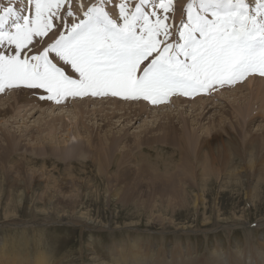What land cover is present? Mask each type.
<instances>
[{
  "label": "rangeland",
  "instance_id": "obj_1",
  "mask_svg": "<svg viewBox=\"0 0 264 264\" xmlns=\"http://www.w3.org/2000/svg\"><path fill=\"white\" fill-rule=\"evenodd\" d=\"M5 1V5L8 6L7 3L10 0ZM23 1L29 2V0ZM95 1H98L96 6L97 4L100 5V0H70L73 15L66 17L68 27L83 19L82 13L87 10L91 2L95 3ZM102 1L106 0L100 2ZM107 1L110 6L117 5L115 0ZM160 1L162 0L145 2L143 7L146 9L153 7L155 3ZM165 1L167 0L162 2L165 3ZM181 1L193 4L194 9L191 11L199 12L196 11L195 6L198 0H172L175 5L176 3L181 5ZM15 2H20V0H15ZM86 3L89 5L85 6ZM244 3L249 10V5L255 6V3L264 5V0H244ZM64 6L65 10L59 11L61 16H64L69 4L65 3ZM21 9H23L22 6ZM141 11L144 13L142 9ZM155 11L157 13L160 9L159 11L155 9ZM28 13L34 14V11L29 9ZM168 13L169 10L166 14L167 20L173 21L170 29L173 37L171 39L177 40H173L176 43L178 40L182 42L179 38L178 28L182 27V22L187 23V19L179 13ZM249 14L256 15V12H249ZM261 16L264 19V15ZM56 24H58L57 29L51 30L54 35L59 37L61 32H67L64 30L65 24L63 22L59 21ZM53 40L54 37L49 38V42ZM29 47H31L30 54H38L47 46L44 48ZM9 50L11 52L10 48ZM54 56L55 53H50L49 58ZM53 61L57 63V60ZM57 65L65 70L62 61L58 62ZM247 79H250V76H246L243 80ZM243 80L234 83V87L243 84ZM234 87L223 89L224 91L219 90L220 92L217 93V91L216 95L213 93L216 89L214 88L209 98L206 92H201L199 97L193 99L195 101L192 104L182 103L159 109V114H156L157 120L160 119V123L165 122L167 112L177 113L175 114V121L182 116L183 112V116L191 120L196 114L193 109L197 112L200 107L209 102L206 101L203 105L200 100L209 99L213 100L217 108L211 110L212 112L206 114L203 119L202 123L207 125L210 118H221L222 113L231 110L228 104L235 92L247 94L251 89L244 87L234 90ZM217 88L220 89V86ZM13 90L18 94L21 89L14 88ZM25 90L28 94L21 99L23 104L19 101L20 99L15 100L11 93H0V96H3L0 100L4 102L5 106L8 103L12 105V113H9L7 118L3 120L0 117V131H9L14 135L17 143L12 152L0 143V250L3 247L4 251V254L0 251V264H27L28 259L31 262L39 253L44 256L42 264H94V262L99 264L101 262L104 264H131L132 252L143 254L149 249L152 253L151 258L154 259L158 257L163 259L166 256L168 259H174L173 255L177 252L176 254L182 255V259L188 260L186 256H190V259L194 260L193 264H207L208 262L209 264H248L245 262L247 258L250 264H264V226H256L258 222L264 223V184H257L254 180L256 173L247 171L246 165H243L245 161L242 162L240 157H235L233 160L234 157L231 155L229 158L232 159L231 163L224 158L218 163L219 165L216 164L221 170L225 166L222 171L226 177H223L225 179L215 177L208 187L204 186L203 183L202 185L198 184V172L197 174L195 172L190 173L192 171L188 166L195 160L188 162L176 152L178 151L177 147L173 149L172 145H167L168 150H174L178 155L174 162L171 160L172 164H179L178 169L175 170L180 171L184 164L188 170H184L183 175L176 177L177 179L171 178L174 176L173 172L169 176L166 174L167 177L165 174L153 175L147 170L137 169V162L131 159V156L139 149L137 144L133 145L134 138L147 127L146 122L151 121V117L142 114L140 116L142 118L134 125L122 119L120 122H113L117 117L108 119L107 116L103 121L101 118L104 116L100 114L92 115V113L83 112L77 115L76 105L70 102L69 104L72 106L70 109L74 110L77 116H82L77 118L81 119L86 124L85 126L96 128L97 125L108 120V125H101L98 128L102 131L106 129L110 136L121 139L122 142L118 149L125 151L128 148L127 152L130 158L128 155L124 157L121 155V158L125 159L123 161L118 160V163L113 165L105 160L106 162L101 165L102 167L98 165L101 168L99 171L102 170L99 172L97 171V161L90 158L91 155L87 153L85 159L78 156L74 157V155L63 159L45 154L46 150L52 148L56 143V145H64L61 141L63 128L66 130L69 127V130H74V127L67 119L69 115H63L60 121L54 120L59 114L57 108L50 107L48 109L46 106L48 104L41 107V103L36 105L35 97H31L36 90L28 88ZM15 91L13 92L15 93ZM39 91L36 94H39ZM102 96L93 97L99 100ZM109 96L113 97V95ZM173 96L174 98L178 97ZM103 97L105 98V96ZM73 98L79 99L76 102L84 101L83 98ZM115 99L119 105V96H116ZM122 99L121 97V104L127 101ZM94 101L96 102L95 107L101 106V103H97L93 99ZM140 101L145 103L146 100L141 99ZM163 104L162 107L166 106ZM254 105L257 106L256 103ZM103 106L106 107L103 112L106 114L107 111L111 112L116 107L112 103ZM129 106L132 107L128 111L135 110L137 112L140 107L139 104ZM151 106L158 105L151 104ZM252 107L255 109V106ZM30 108L32 109L30 110ZM87 109H91V107ZM50 110L56 114L50 115ZM117 111L123 112V109ZM190 112L193 115H190ZM231 117L232 120L236 119L233 113ZM190 120L189 124L191 123ZM50 121L56 122V126L62 130L61 133L53 135L55 138L52 140L39 138V132L42 131V136H45L49 131L53 134L54 129L49 128ZM260 122L264 123L262 117L257 118L256 122L251 125L252 131H259L257 133L259 136L264 133H260L258 124ZM78 123L81 122L78 121ZM192 124L195 129V137H201L203 130L196 128L194 122ZM99 129L97 132L100 131ZM122 134L125 135L122 137ZM234 140L239 145L243 138L239 137ZM40 141H44L45 146L42 147ZM68 143L72 145L79 143L74 146H78L80 149L81 145L86 150V144H81V137H76V140H69ZM155 144L153 146L157 148L153 149L152 156L154 154L162 155V159L166 160L169 155L165 151L166 146ZM239 146L242 153L246 155L243 152V145ZM65 147L67 144L64 148L59 147L58 149L67 151V149L73 148ZM38 148H45L46 150H39ZM146 151L143 153L148 154ZM260 156H257V159ZM242 157L244 160L248 159L247 155ZM182 159L185 160L183 163ZM255 167L258 165L255 164ZM226 168L230 172L236 168L242 174L237 178L233 176L236 179L233 181L231 175L234 171L226 172ZM254 170L256 169L254 168ZM239 181L241 184L238 183ZM232 224L236 225L237 228H234L235 226ZM7 256L10 257L7 258ZM13 258L20 260V262H12ZM25 259L26 261H24ZM208 259L209 261H207Z\"/></svg>",
  "mask_w": 264,
  "mask_h": 264
},
{
  "label": "snow or ice",
  "instance_id": "obj_2",
  "mask_svg": "<svg viewBox=\"0 0 264 264\" xmlns=\"http://www.w3.org/2000/svg\"><path fill=\"white\" fill-rule=\"evenodd\" d=\"M29 3L34 14L20 16L11 6L0 8V92L14 87L44 90L47 95L39 99L57 102L110 93L157 104L172 93L192 96L234 84L250 73L264 76V19H258L264 5L258 4L256 15H250L244 0H200V9L213 18L189 11L187 23L178 28L182 43L170 44L166 14L171 0L158 5L163 17L155 10L141 12L139 5L130 12L121 3L122 23L94 5L70 27V0ZM65 3L69 8L61 16L58 10ZM54 21L63 22L67 34L61 32L42 52L30 54L34 37H44L56 26ZM50 53H55L51 59ZM53 60L70 65L77 78Z\"/></svg>",
  "mask_w": 264,
  "mask_h": 264
},
{
  "label": "bare ground",
  "instance_id": "obj_3",
  "mask_svg": "<svg viewBox=\"0 0 264 264\" xmlns=\"http://www.w3.org/2000/svg\"><path fill=\"white\" fill-rule=\"evenodd\" d=\"M115 1L117 2V5L114 4V6H110L107 0L100 2V5L97 4V6L103 7L104 10H109V12L112 13V14H110L109 18L115 20L117 23H122V21L119 18V16H120L119 7H118L119 4L124 3L126 8L130 12H134L136 6L139 5L140 8L144 11V13H150L155 9L157 11H159L158 5L163 0L157 4L155 3V5H153V7H148L147 9L143 7L144 3L145 2H149V3L155 2V0H145V1H141V0H115ZM5 2H6L5 0H0V8L6 6ZM12 2H14V3H12ZM96 2L98 3V1H95V3L91 2V5L88 4L89 2L84 4V5L86 6L88 4L89 5L88 8H89V7L94 6V5L96 6ZM173 2H175V1H173ZM173 2L171 0V5H170L171 8L169 9L168 14L179 13L187 19L189 11L194 9V7H192L193 4L188 3L186 1H181L180 2L181 5H179L178 3H176V5H175V3H173ZM167 3H168V0L165 1V4H167ZM7 5L13 7V9L17 12L18 15L19 14H25V15L30 14V13H28L29 9H31L32 12L34 11V8L32 7V5L28 1L20 0V2H15V0H10L7 3ZM257 5L258 4H256V3H255V6L249 5V12L255 13ZM260 5H262V4H260ZM21 6L23 7V9H21ZM173 6H175V7L173 8ZM195 6L197 9L196 11H199V12L191 11L194 15L199 14V15H204L208 19L213 18L211 16L210 11H203L200 9V0L197 1V4ZM183 7H185V8H183ZM61 9L65 10V6L63 5L58 11H60ZM150 10H152V11H150ZM116 12H118V13H116ZM261 13H262V15H264V12H262V9H261ZM157 15L163 16V15H165V13L160 9V11L157 12ZM20 16H22V15H20ZM151 19L154 20L155 18L151 17ZM258 19H262V16H259ZM76 20L79 21V19H76ZM58 22L59 21H54V24H56ZM167 23L171 26L173 21L167 20ZM57 27H58V24H56V28H53V30L57 29ZM50 37H54V40L52 42H49ZM58 38L59 37H56V35H54L50 29L46 32V35L44 37H42V38H35L34 37V44H35L34 48H44V46L48 47L49 45L53 44L55 42V40ZM171 38H173V37L170 36L168 38V41H167L170 44H172V42H173V44H178L180 42L178 40V43H176L173 41L175 39H171ZM158 39H163V38L158 37ZM37 41H38V43H37ZM175 41H177V40H175ZM180 43H182V42H180ZM2 47L3 46H0L1 49H2ZM40 52H42V51H40ZM66 68H67L66 70H67L68 75L76 76V77L78 76V74H75L71 71L70 65H66ZM249 76H250V79L243 80V84L237 85L235 87L233 84L222 85V86H220V89L217 88V86H215L216 89H215V92H213V93H215V95L220 92L219 90L224 91L223 89H228V88H233V87H234V90L238 89V88H244V87L245 88L250 87L251 89L249 90V92L247 94L235 92L233 94V98L229 100L230 102L228 104V105H230L229 108L231 109L230 110L231 112L229 110H227V112L225 111L224 113H222L223 115H221V118H216V117L213 119L210 118L207 125H204L202 123L203 119L206 117V114H209L212 112L211 110L217 108V106L214 105L213 100H209V99L200 100V101H202L203 105L206 101H209V102H207L206 105H204L203 107H200L199 111H197V112H196V110L193 109V112L196 113L195 114L196 117L194 116V118L191 120H190V118L187 119L186 116H183L184 112H183L181 117L177 118V121H175V118H176L175 114H177V113H174V112H167V114L165 115L166 120H165V122H162V123H160V119L157 120V117H156V114H159L158 113L159 109L171 107L172 105L173 106L174 105H180L182 103H184V104L187 103L188 105L190 103L192 104L195 101L193 99L200 96L197 94H194V97H193V95L187 96V98H185V96L182 95L181 93L171 94L170 96L167 97V99L165 98L163 101L157 103L158 106H151L152 103H148L147 100L144 103L142 101L139 102V100H141V99H125L122 96H119L120 103H119V105H117L118 102L115 99L116 96H113L114 99H112L113 97L109 96V95H111L110 93L103 95V96H105V98L102 96L103 98L101 97V99H99V100L97 98H94L90 94L85 95L87 98H84L85 96H76L80 99L83 98L82 100H84V101H79V102H76L79 99H75L73 97H64V98H62L63 102H61L60 100H59V102H57L55 100H47V99L42 100V99H39V96L47 95V93L44 92L43 90H40L39 91L40 95H39V94H36L38 92V90H36L34 92V95L31 96V97H35L36 105L41 103L40 107L42 105L48 104V105H46L48 109L50 107L57 108L58 109L57 111L60 115L57 113L58 116L54 120L60 121V120H62L63 115H69L67 119L69 120V123H71V125H73V127H74V130H69L70 129L69 127L66 130L63 128L64 132L61 134V136H62L61 141L64 143V145H60V144L56 145L57 144L56 143V144H54V146L52 148H49L48 150H46L45 148H38V149L39 150L45 149L46 150L45 154L48 156H52L55 158H63V159H66L67 156H70V155H74V157L78 156V157H81L82 159H85L86 153H87V154L91 155L90 158L95 159L97 161L96 162L97 163V169H98L97 171H99V169H101V168L98 167V165L99 166L104 165V162H106L105 160H107L108 162H111L112 165L118 163V160L123 161V159H125V158H121V155H123V157L127 156V155L129 156V153L127 152L128 148L125 151H121L120 149H118V147L120 148L119 144L122 142L121 139L118 137L110 136V134L107 133L108 131L106 129L102 131V129L100 130L98 128L101 125H108V120L106 122H103L102 124L97 125L96 128H92V127L90 128L88 125L85 126L86 124L83 123V121L81 119L77 118V117H79V116H77L78 113L82 114L83 112H85V113H92V115H94V114L99 115L100 114L101 116H104L101 118V120H103V121L105 120V118H107V116L109 117L108 119H112V118L117 117V119L113 122H120V120L122 119L123 121L129 122L132 125H134L136 122H138V120H140V118H142V117H140L142 114L143 115L146 114L147 115L146 117H151L152 120L149 121L148 119H145V120L149 121V122L148 121L146 122L147 127L145 129H143L142 132H140V134L135 136V138H134L135 142L133 143V145L137 144V147L139 148L138 151L134 154L135 156L134 155L131 156L132 161L137 162V166H138L137 169L142 170V171L147 170L148 172H152L153 175H158V176L161 174H165V175L167 174L169 176V175H171L170 173L173 172L172 174L174 176L173 177L171 176V178H176L178 176L181 177L184 173V170L186 171V170H188V168L184 164V165H182L180 171L175 170L177 167H179V164L178 163L172 164L171 160L174 162V159H176V156H178V155H177V153H175L174 150H172L173 152L171 151V149L168 150V146H167V145H172L173 149L177 147L178 151H176V152H178L181 155V157L183 156V158H185L188 162H192L193 160H195V162L193 161L194 163H192L188 167H190V171H192L190 173L193 174V172H195V174H197V172H198V175H199L198 184H200V185H202V183H203L204 186L210 187L209 185L213 182V179L215 177L216 178L226 177L223 175V171H222L225 166L221 170L216 166V164L220 163V161L224 160V158L228 159L227 162L231 163L230 161L232 159H229L231 155H233V157H234L233 160H235V157L236 158L240 157L243 160L242 162L245 161L243 163V165H246L245 168L247 169V171H250V172L254 171L253 173H256V175H255L256 179H254V180L257 182V184L258 183L264 184V133L261 136H259L257 134L259 131H252V127H251L252 123L254 124L256 122L257 118L262 117L264 120V77L255 76V75H253V76L249 75ZM14 88H20L21 90L17 94V92L15 90H13ZM14 88H6L4 91H2L0 93H2V94L11 93L15 100L20 99L19 101L21 102V99L24 98L26 94H28L25 92V91H27V90H25L26 87H14ZM211 90L212 89H210L206 92L207 93L206 95L208 98L212 94V93H210ZM13 91H15V93ZM37 95H39V96H37ZM173 95H176V96L181 95L182 98H180V97L174 98ZM99 96L100 95H98V97ZM121 97L123 98L122 100H127L129 102L124 101V103L121 104ZM1 98H3L2 95L0 96V99ZM168 98H170V99L168 100ZM215 98H218V97L215 96ZM254 98H255L256 102L254 101ZM93 99L96 100L97 103H101V106L95 107L96 102L95 101L93 102ZM88 100H90V101H88ZM142 100L144 101V99H142ZM191 100H193V101H191ZM253 101H254V103L257 104V106L254 105ZM70 102L73 103V105H76L75 108H77V115L74 113V110L70 109V107H72L69 104ZM74 103H76V104H74ZM110 103L116 105V107H114V110L111 112L107 111V114L103 113L104 108H106L103 105L104 104H110ZM132 104H139L140 105L138 112L135 110L128 111V109H131V107H132L129 105H132ZM162 104L166 105V106L162 107ZM252 106H255V109H252L253 108ZM88 107L89 108L91 107V109H87ZM11 108H12V105H9V103H8V105L5 106L4 102H2L0 100V117L2 118V120L4 118H7V115L9 113H12ZM118 108L123 109V112L117 111V110H119ZM31 109L32 108H30V110ZM33 110H34V108H33ZM254 110H256V111L254 112ZM54 113L56 114V112H54L52 110H50V112H49L50 115H54ZM232 113L234 114V116L236 118L235 120H232V117H231ZM191 114L193 115L192 112H190V115ZM80 117H82V116L80 115ZM76 119H77V121H76ZM189 120L191 122L190 124H189ZM78 121L81 123H78ZM192 122H194V124L196 125V128L203 130L201 137H195V135H194L195 129L193 128ZM258 124H259L260 133L264 132V129H263L264 123L262 124L260 122ZM49 128L54 129L53 134H51V131H49L48 133H46V135L44 134L45 136H42V134H43V131H42V132H39V138L52 140L53 138H55L53 135H56V134L59 135V133H61V131H62V130H60V127L56 126V122L50 121L49 122ZM98 129L100 130L99 132H97ZM234 132H235V134H234ZM245 132L247 133L246 135H245ZM69 133H70V135H68ZM100 133H102V134H100ZM230 133H233V135H230ZM0 135H1L0 136L1 145L2 144L5 145V147H7L12 152V150L15 149V147L17 146V143L15 142L14 135H12L9 131L8 132L7 131H0ZM124 135L125 134H122L121 136L123 137ZM159 135H161V136L159 137ZM61 136H59V137H61ZM76 137H81V144L82 143L86 144V147H85L86 150L81 145H80L81 150L79 149L78 146H76V147L74 146V145H78L79 143H76V144L74 143V145L68 143L69 140H73V139L76 140ZM224 137H227V138L225 139ZM239 137L243 138V141L239 145H243V148H244L243 152L247 155V157H248L247 160H244V158L242 157V156H246V155H244L242 153V150H240L241 148L238 145V142L234 140V139L239 138ZM84 138H86V140H84ZM36 139L37 138L35 137V140ZM155 143H157V144H155ZM65 144H67V147H65V148H70V147H73V148L67 149V151L66 150L60 151L58 148L59 147L64 148ZM153 144L158 145V146L159 145L166 146L167 149L165 148V151H166V153L168 152V154H169L167 156L168 158L166 157L167 158L166 160L162 159V155L154 154L152 156V153H154L153 149L156 147V146H153ZM40 145L42 147L45 146L44 141H40ZM178 147H179V149L181 148L180 151H179ZM146 148H148V149H146ZM145 150H147L146 152H148V154L143 153V152H145ZM161 150H164V149H161ZM161 154H162V152H161ZM257 156H260V158L257 159ZM129 158H130V156H129ZM183 161H185V160L182 159V163H183ZM121 162H119V163H121ZM177 162H178V160H177ZM229 163H228V165H229ZM186 164H188V163H186ZM255 164L258 165V167H255ZM183 166H184V169H183ZM254 168L256 170H254ZM227 169L228 168H226V170ZM160 170H163V171H160ZM100 171H102V170H100ZM228 171L229 170H227L226 172H228ZM231 172H233L231 177L234 176L235 178H237V176H239V175L241 176V174H242V173L240 174L236 170V168H233ZM133 173H134V171H133ZM167 175H166V177H167ZM162 177L165 178L164 175H162ZM234 177H233V179H234ZM223 179H225V178H223ZM235 180L236 179H234L233 181H235ZM226 181H225V183H227ZM238 183L241 184L240 181ZM237 188H235V189L237 190ZM6 225H8V224H6ZM6 225H5V227H6ZM8 226H12V225L9 224ZM232 226H235L234 228H237L236 225L232 224ZM256 226L257 227H263L264 223L258 222V224H256ZM4 246H5V244H4ZM0 251L4 254L3 247L1 248ZM176 253L177 252H175L174 253L175 255H173L174 259H172V258L168 259L167 256L164 257L163 259L162 258L160 259V257L157 256L158 258L154 259V258H151L152 253H151V250L149 249L147 252H144L143 254L132 252L130 259L132 260L131 264H193L194 260L190 259V256H188V255L186 256V258H188V260H189L188 261L186 259H182V255H178ZM247 253H248V251H247ZM9 257L10 256H7V258H9ZM43 259H44V256H41V254L39 253L37 256H35L31 260V262H29L30 260L28 259L27 264H30V263L31 264H33V263L34 264H42ZM209 259L207 261H209ZM247 259L245 262L246 263L248 262V264H250L249 259H248V261H247ZM15 261L17 263L20 262V260L13 258L12 262H15ZM24 261H26V259ZM242 262H244V261H242ZM94 264H99V263L94 262ZM101 264H104V263L101 262ZM207 264H209V262Z\"/></svg>",
  "mask_w": 264,
  "mask_h": 264
}]
</instances>
